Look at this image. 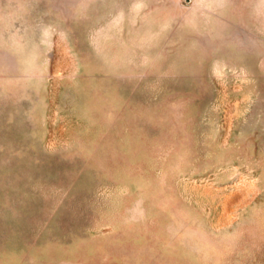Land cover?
Returning <instances> with one entry per match:
<instances>
[{"label": "rangeland", "instance_id": "rangeland-1", "mask_svg": "<svg viewBox=\"0 0 264 264\" xmlns=\"http://www.w3.org/2000/svg\"><path fill=\"white\" fill-rule=\"evenodd\" d=\"M0 264H264V0H0Z\"/></svg>", "mask_w": 264, "mask_h": 264}]
</instances>
